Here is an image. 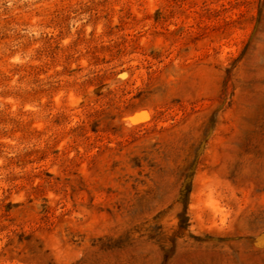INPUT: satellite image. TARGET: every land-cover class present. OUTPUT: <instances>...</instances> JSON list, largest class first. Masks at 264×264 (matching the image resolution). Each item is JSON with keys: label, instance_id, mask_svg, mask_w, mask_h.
<instances>
[{"label": "rangeland", "instance_id": "1", "mask_svg": "<svg viewBox=\"0 0 264 264\" xmlns=\"http://www.w3.org/2000/svg\"><path fill=\"white\" fill-rule=\"evenodd\" d=\"M0 264H264V0H0Z\"/></svg>", "mask_w": 264, "mask_h": 264}, {"label": "bare ground", "instance_id": "2", "mask_svg": "<svg viewBox=\"0 0 264 264\" xmlns=\"http://www.w3.org/2000/svg\"><path fill=\"white\" fill-rule=\"evenodd\" d=\"M143 116V115H142ZM131 118V117H130ZM137 120V118L135 117V118H132V119H130L129 120V122H134V121H136ZM139 121V120H138ZM128 124H130V123H128Z\"/></svg>", "mask_w": 264, "mask_h": 264}]
</instances>
